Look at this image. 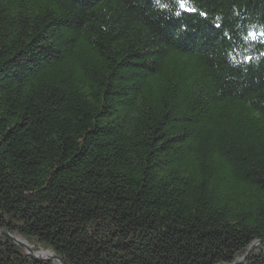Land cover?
I'll list each match as a JSON object with an SVG mask.
<instances>
[{
    "label": "trees",
    "instance_id": "16d2710c",
    "mask_svg": "<svg viewBox=\"0 0 264 264\" xmlns=\"http://www.w3.org/2000/svg\"><path fill=\"white\" fill-rule=\"evenodd\" d=\"M188 3L0 0L2 231L63 264H264V0ZM0 264L58 263L0 236Z\"/></svg>",
    "mask_w": 264,
    "mask_h": 264
},
{
    "label": "water",
    "instance_id": "95a60500",
    "mask_svg": "<svg viewBox=\"0 0 264 264\" xmlns=\"http://www.w3.org/2000/svg\"><path fill=\"white\" fill-rule=\"evenodd\" d=\"M0 236L6 238L7 240L11 241L12 243H14L16 246L24 249V251L26 252L27 255H29L30 257H32L33 259H40V260H44L47 262H56L58 264H63L62 260L57 258L53 253L51 252H39V253H33L32 248H30L20 237H16L14 235H11L9 233H6L4 231H2L0 229ZM261 242H255L253 243L249 250L248 253L245 255V257L241 260H239L237 263L235 264H242L250 255V253L256 248L258 247V245H260ZM40 253H49L50 255L47 257H43V258H38L37 255Z\"/></svg>",
    "mask_w": 264,
    "mask_h": 264
},
{
    "label": "snow or ice",
    "instance_id": "6c2138e0",
    "mask_svg": "<svg viewBox=\"0 0 264 264\" xmlns=\"http://www.w3.org/2000/svg\"><path fill=\"white\" fill-rule=\"evenodd\" d=\"M178 7L181 11L176 12V15L179 16L181 12L188 11V12H194L195 9L191 7V5L188 3V0H176ZM200 15H205L204 13H200ZM219 27V25H218ZM264 35V34H262ZM247 62V60L245 61Z\"/></svg>",
    "mask_w": 264,
    "mask_h": 264
},
{
    "label": "bare ground",
    "instance_id": "6f19581e",
    "mask_svg": "<svg viewBox=\"0 0 264 264\" xmlns=\"http://www.w3.org/2000/svg\"><path fill=\"white\" fill-rule=\"evenodd\" d=\"M50 254L49 253H40L37 255L38 258H43V257H47L49 256Z\"/></svg>",
    "mask_w": 264,
    "mask_h": 264
}]
</instances>
